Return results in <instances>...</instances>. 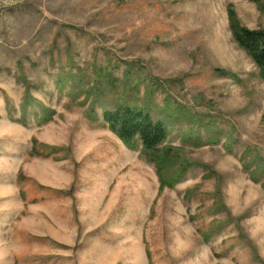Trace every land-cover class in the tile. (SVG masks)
I'll return each mask as SVG.
<instances>
[{"label": "rangeland", "instance_id": "obj_1", "mask_svg": "<svg viewBox=\"0 0 264 264\" xmlns=\"http://www.w3.org/2000/svg\"><path fill=\"white\" fill-rule=\"evenodd\" d=\"M229 5L264 27L251 0H0V264H264V79ZM105 66L121 82L103 94L170 117L160 147L189 165L173 187L98 104L87 117ZM179 115L223 132L185 143Z\"/></svg>", "mask_w": 264, "mask_h": 264}, {"label": "trees", "instance_id": "obj_2", "mask_svg": "<svg viewBox=\"0 0 264 264\" xmlns=\"http://www.w3.org/2000/svg\"><path fill=\"white\" fill-rule=\"evenodd\" d=\"M251 1L255 2L261 10H264V0ZM228 18L234 40L251 58L259 70L260 77L264 79V27L252 29L243 25L231 5L228 6ZM115 67H102L98 76L102 84L85 90L86 100L83 104L86 103L91 95L94 96L91 105L87 109V117L92 120L98 118L94 108L95 104H98L102 109L101 117L107 123V126L129 149L136 150L140 148L143 156L155 165L161 187H173L184 176L189 169V165L179 157L178 150L180 148L178 149L174 146L160 147L164 145L173 128L170 123L171 119L167 114L157 111L155 101L145 99L144 96L134 93L133 87L126 91L123 90L113 97L103 94L105 89L113 90L121 82L117 77H113ZM131 77H134V72L127 69L125 71V79ZM56 83L60 90L68 83L78 89L83 86L85 81L83 73H79V76L76 73L69 76L62 75ZM95 89L96 91L92 92ZM24 108L25 105L23 104L22 109ZM42 112L44 115L41 117V121H47L50 118L49 114H47L49 110L43 107ZM174 118L177 123L181 122L187 125L186 128L181 130L182 141L185 143H189L194 135L198 136V138L201 137L198 128H204L207 133L212 134H221L223 132L208 128L203 121L205 119L203 116H192L190 120H185L180 115L174 116ZM18 121L22 124L26 123L24 117H21ZM201 143L203 141H197L194 144L199 145ZM251 166L252 163L250 162L245 167L249 168ZM257 166L259 168L263 167L258 164ZM251 175L254 179L256 178L255 175H258L260 179L264 176L255 168Z\"/></svg>", "mask_w": 264, "mask_h": 264}]
</instances>
